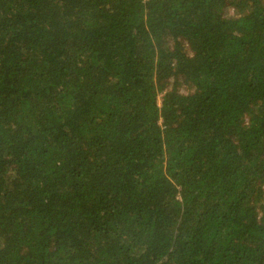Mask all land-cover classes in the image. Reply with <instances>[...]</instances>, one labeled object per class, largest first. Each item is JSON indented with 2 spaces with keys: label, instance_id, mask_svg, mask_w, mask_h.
<instances>
[{
  "label": "trees",
  "instance_id": "trees-1",
  "mask_svg": "<svg viewBox=\"0 0 264 264\" xmlns=\"http://www.w3.org/2000/svg\"><path fill=\"white\" fill-rule=\"evenodd\" d=\"M0 264H264V0H0Z\"/></svg>",
  "mask_w": 264,
  "mask_h": 264
},
{
  "label": "rangeland",
  "instance_id": "rangeland-1",
  "mask_svg": "<svg viewBox=\"0 0 264 264\" xmlns=\"http://www.w3.org/2000/svg\"><path fill=\"white\" fill-rule=\"evenodd\" d=\"M159 103H161V96L159 97Z\"/></svg>",
  "mask_w": 264,
  "mask_h": 264
}]
</instances>
